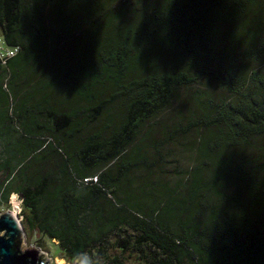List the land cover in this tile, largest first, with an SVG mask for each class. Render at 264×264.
Instances as JSON below:
<instances>
[{
  "label": "trees",
  "instance_id": "obj_1",
  "mask_svg": "<svg viewBox=\"0 0 264 264\" xmlns=\"http://www.w3.org/2000/svg\"><path fill=\"white\" fill-rule=\"evenodd\" d=\"M0 35L26 234L69 262L264 264V0H0Z\"/></svg>",
  "mask_w": 264,
  "mask_h": 264
},
{
  "label": "water",
  "instance_id": "obj_2",
  "mask_svg": "<svg viewBox=\"0 0 264 264\" xmlns=\"http://www.w3.org/2000/svg\"><path fill=\"white\" fill-rule=\"evenodd\" d=\"M24 231L9 209L0 212V264H48L44 252L24 245Z\"/></svg>",
  "mask_w": 264,
  "mask_h": 264
},
{
  "label": "rangeland",
  "instance_id": "obj_3",
  "mask_svg": "<svg viewBox=\"0 0 264 264\" xmlns=\"http://www.w3.org/2000/svg\"><path fill=\"white\" fill-rule=\"evenodd\" d=\"M0 40H1V35H0ZM0 46L1 43H0ZM185 163H187V160H185ZM14 193V198L16 203L18 204V209L16 212V219L19 222V224L21 225V215H20V210H21V202H20V196ZM12 193H10L8 195V200H7V205L5 203H0V212L9 209V207L11 206L10 204V200L11 197L13 195H11ZM22 227V225H21ZM23 229V228H22ZM24 231V230H23ZM39 235L37 233H35L34 231L26 234L24 232V245L27 246H31V247H37L40 251L44 252L46 255V258H49V263L48 264H89V257L88 256H83L78 260H74V261H66L63 257H60V255H58V253L55 251V241L54 240H47L46 238L41 239L42 243L40 244V242L38 241ZM60 262V263H59ZM126 264H135L133 262H127Z\"/></svg>",
  "mask_w": 264,
  "mask_h": 264
},
{
  "label": "built area",
  "instance_id": "obj_4",
  "mask_svg": "<svg viewBox=\"0 0 264 264\" xmlns=\"http://www.w3.org/2000/svg\"><path fill=\"white\" fill-rule=\"evenodd\" d=\"M2 41L0 40V43ZM17 50V47H8V48H5L3 46H0V60L3 62V58L4 56H10L12 55L15 51Z\"/></svg>",
  "mask_w": 264,
  "mask_h": 264
},
{
  "label": "bare ground",
  "instance_id": "obj_5",
  "mask_svg": "<svg viewBox=\"0 0 264 264\" xmlns=\"http://www.w3.org/2000/svg\"><path fill=\"white\" fill-rule=\"evenodd\" d=\"M10 204H11V206L9 207V211L12 213L13 216H16V212H17V209H18L19 207H18V204H17L16 201H15L14 196L11 197ZM18 210H19V209H18ZM59 263H60V262H59Z\"/></svg>",
  "mask_w": 264,
  "mask_h": 264
}]
</instances>
